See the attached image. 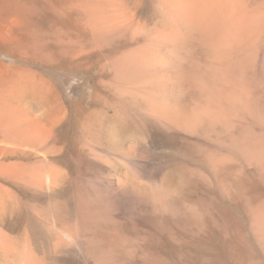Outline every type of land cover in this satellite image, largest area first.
Listing matches in <instances>:
<instances>
[{
	"label": "bare ground",
	"instance_id": "1",
	"mask_svg": "<svg viewBox=\"0 0 264 264\" xmlns=\"http://www.w3.org/2000/svg\"><path fill=\"white\" fill-rule=\"evenodd\" d=\"M0 264H264V0H0Z\"/></svg>",
	"mask_w": 264,
	"mask_h": 264
},
{
	"label": "rangeland",
	"instance_id": "2",
	"mask_svg": "<svg viewBox=\"0 0 264 264\" xmlns=\"http://www.w3.org/2000/svg\"><path fill=\"white\" fill-rule=\"evenodd\" d=\"M88 77V81L89 82H92V80H93V77H92V75H90V74H85V78H87ZM81 78H83L82 76H81ZM59 83H60V86L62 87V89L63 90H65V91H67V88H66V85L64 84V80L61 78V79H59ZM80 91H77V93H79ZM71 99V97H69L68 96V101Z\"/></svg>",
	"mask_w": 264,
	"mask_h": 264
}]
</instances>
